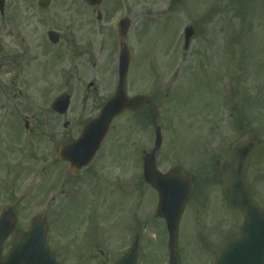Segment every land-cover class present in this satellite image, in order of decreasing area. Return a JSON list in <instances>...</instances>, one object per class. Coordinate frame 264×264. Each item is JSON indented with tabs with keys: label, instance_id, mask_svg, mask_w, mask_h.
Segmentation results:
<instances>
[{
	"label": "rangeland",
	"instance_id": "rangeland-1",
	"mask_svg": "<svg viewBox=\"0 0 264 264\" xmlns=\"http://www.w3.org/2000/svg\"><path fill=\"white\" fill-rule=\"evenodd\" d=\"M107 1L114 3L106 18L98 23L82 0H51L47 11L37 8V0H5L6 8L12 10L8 16L13 19V31L10 39L0 35V90L2 95L9 96L15 111L28 116L41 113L47 118L50 152L60 142L77 138L81 128L77 122L96 117L113 95L120 43L116 24L129 11L130 29L123 41L131 56L126 92L128 97L148 96L152 102L149 108L124 113L111 123L95 164L101 167V183L108 181L102 187L109 184L110 189H103V195L92 192L85 199L86 205L78 206L77 201L69 205L62 222L57 224L53 220L51 235L63 234L61 239L65 243L68 239L77 245L95 237L97 263L107 252L122 254L127 249V245L120 243L128 227L123 220L127 201L116 194L115 185L125 186L119 175L129 176L132 169L118 168L115 161L122 158V148L124 159H133L132 154L127 155L130 150H152L151 117L155 114L163 139L156 157L158 167L166 171L173 165L180 166L195 178L199 196L204 192L208 200L195 213V207L189 206L183 214L178 231L181 264H212L219 243L235 234L241 222L237 214L221 208L219 181L213 178L215 161L242 133L249 131L256 140H264V0ZM188 26L194 29V36L183 52V30ZM49 31L59 35L57 46L48 43ZM61 95L71 98L64 117L51 110V103ZM65 122L69 123L66 129ZM53 159L50 154V160ZM53 164L48 186L51 219L58 216L59 208L80 177L71 175L69 179L67 173L62 174L65 166ZM57 171L61 173L59 179L62 177L59 183L66 182L62 196L53 201L60 186L56 183ZM17 173L19 179L18 170ZM25 180H18L17 184L21 227L35 217L27 211L23 200L27 195ZM249 182L264 199V167L251 171ZM154 196L145 189L144 212L141 211L144 221L151 217ZM88 205H92L91 210ZM91 213L94 219L86 216ZM86 217L92 219L87 228L82 226ZM151 222L155 224L150 227L145 223L146 229L139 236L145 243L141 254L165 258L166 231L161 222ZM203 229H207V239L213 246L193 242L196 232L200 239Z\"/></svg>",
	"mask_w": 264,
	"mask_h": 264
},
{
	"label": "flooded vegetation",
	"instance_id": "flooded-vegetation-1",
	"mask_svg": "<svg viewBox=\"0 0 264 264\" xmlns=\"http://www.w3.org/2000/svg\"><path fill=\"white\" fill-rule=\"evenodd\" d=\"M113 2L114 1L102 0L99 6L90 7L85 4V7L88 12L96 15V19L98 22H101L102 19L106 18L108 8H110ZM100 7L101 10H99ZM129 7L130 6L128 5L127 10ZM11 12L12 10H10V8L8 9V7L6 8V5L4 4L3 13H0V24L2 23L1 21H3V25L0 27V35L4 34L5 39H10V37L12 36L13 30H11V28L13 19L11 20V18L8 16V14H10ZM128 13V16L131 17L132 12ZM5 46L9 47L8 44H5ZM2 50L3 44L0 37V53ZM8 60L10 61V59ZM10 86L11 85H9V87ZM14 109L15 107L9 104V96L2 95V92L0 90V214L3 210H10L11 212L16 214L18 223V227L16 224L14 230H12L8 234L2 244L3 256L9 251L16 232L19 230H26V227H21V224L18 222V218H20V212L17 208V202L18 200H20L17 199L18 182L26 179L25 182L27 183V195L23 200L27 203V211H32L31 214L33 215L44 216L46 222L48 223V186L50 179L49 168L51 162H53L55 166H65V170L62 172V174L68 172V176L70 177L71 175L69 164L57 160L59 155L58 148L60 145L51 150V152L49 150L47 118H45L41 113H33L28 116L26 114L19 113ZM153 119L154 116L152 118V123ZM66 124V127H68L69 123ZM83 124L84 122H77V125L83 126ZM71 141L72 139H69L68 141H66V143H70ZM50 154L54 156L53 160H50ZM225 154L226 153L223 152L222 158ZM144 155L145 152L142 151L138 159L123 158L115 161L118 168L129 167L132 169V174L129 176H127L126 174L119 175V179L123 180V182L126 184L121 188L115 185V190L116 194L118 193L127 201V205H125L127 208V215L124 217L125 224H127L128 227L124 229V234L126 237L125 241L127 242L131 238H133V242L137 243L138 245V251L140 233L142 229L145 228V223H149V221H146V219L144 221V216L141 213V211L144 212L143 196L145 194L146 188L153 192L156 197V200H154V206H156L158 202L157 193L144 182ZM215 164H217V161H215ZM175 167L176 165L172 166V168ZM100 169L101 167H96L95 164L91 163L89 167L79 171L74 175L75 178H77V176L80 177L76 180V187H73V189H71V193H73L74 191L78 192V201H80L78 203H80V205H85L84 202L86 197L88 195L92 196V192H94V194L97 193L99 195H103V189L107 192L110 189L109 184V186L105 185L104 187H102V184H107L108 181L107 183L106 181H103L101 183L102 177L100 176V178L98 176V173L101 172ZM17 170L19 171V179H17ZM180 172L182 173L181 169ZM60 174L61 173L57 171L56 178H59V176H61ZM203 179L205 181L207 178L204 177ZM61 193L59 196H62ZM255 196L257 197L256 193ZM259 199L264 205L262 199ZM128 200H130L131 203H128ZM206 200L207 196H205L204 193L199 196V192H193L192 197L186 205V208L188 206H194L195 213L205 206ZM219 201L220 205H222L221 208L223 209V202L221 201V199H219ZM88 206L91 210L92 205ZM67 207L68 203L66 204L65 202L59 208V212L64 213ZM89 216L90 218H92L93 214L91 213V215ZM239 229L235 234H232L228 237L238 235ZM200 233L203 234L200 236V239H197L198 233L196 232L195 239L194 241H192L196 244L197 242H199L201 245H203V247L213 246V244L210 243L211 240L207 239V229L201 230ZM51 234L48 232L47 243L51 251L54 253L55 260L59 264H115L122 258V255H104L102 256L104 257V259L100 263H97L99 259L95 255L96 243L94 238L92 239L91 237H89V240H85L82 243L77 242V245L73 244L74 242L65 243L63 241V238L61 239V236L63 234L61 236L59 234L57 236ZM122 241L124 242V239ZM223 241H221L220 243H222ZM150 259H152V262H150ZM135 264H169V260L168 258L163 257L150 258V256L147 257L144 255H138Z\"/></svg>",
	"mask_w": 264,
	"mask_h": 264
},
{
	"label": "water",
	"instance_id": "water-1",
	"mask_svg": "<svg viewBox=\"0 0 264 264\" xmlns=\"http://www.w3.org/2000/svg\"><path fill=\"white\" fill-rule=\"evenodd\" d=\"M86 1L91 5L98 2V0ZM49 2L50 0H39V5L41 8H47ZM127 28L128 22L123 21L120 25L122 37ZM192 35V28H186L184 50L187 49ZM128 64V53L123 47L119 60V80L114 96L104 105L99 117L85 126L81 138L68 146L69 150L74 152L72 157L67 158L72 162L74 170L84 166L92 158L114 117L124 110L137 111L149 104V100L145 97L132 99L126 97L124 86ZM69 101L67 96L58 98L53 104L54 110L59 114H64L68 109ZM157 142H159L158 139ZM77 153L83 155L80 163ZM249 164L254 168L264 164V143H255L251 134L236 142L230 148L226 158L219 164L223 181L222 192L227 206L231 210L242 211L245 221L241 243L233 242V240L226 242L215 256V264H263L264 209L253 198L252 189L246 181ZM145 181L157 189L160 194L158 215L165 219L169 233V246L175 257L178 221L183 206L191 194V179L181 178L177 171L161 176L154 172L152 161L147 160ZM13 223L14 219H10L7 214L0 217V248ZM45 233L46 229L40 219L35 220L26 235L21 233L15 237L11 252L3 260L0 259V264H56L45 245ZM135 255V250L132 249L125 256L134 257ZM128 263L132 262L123 260L119 264Z\"/></svg>",
	"mask_w": 264,
	"mask_h": 264
}]
</instances>
